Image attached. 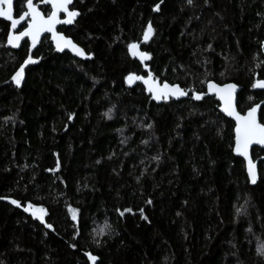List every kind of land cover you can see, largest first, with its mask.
Returning a JSON list of instances; mask_svg holds the SVG:
<instances>
[{"label":"trees","instance_id":"1","mask_svg":"<svg viewBox=\"0 0 264 264\" xmlns=\"http://www.w3.org/2000/svg\"><path fill=\"white\" fill-rule=\"evenodd\" d=\"M26 3H15L16 17ZM73 9L79 20L59 31L91 60L55 53L47 37L21 87L11 79L29 43L12 50L0 20V264H264V161L251 186L214 98L157 105L126 83L146 75L129 46L151 23L142 51L156 80L190 96L209 81L235 83L244 114L264 101L253 87L264 81V0H75Z\"/></svg>","mask_w":264,"mask_h":264},{"label":"snow or ice","instance_id":"2","mask_svg":"<svg viewBox=\"0 0 264 264\" xmlns=\"http://www.w3.org/2000/svg\"><path fill=\"white\" fill-rule=\"evenodd\" d=\"M47 3L51 4V11L47 18L33 5L32 0H27V11L19 17V19L13 18V0H0V17L11 22V28L15 29L20 20H23L26 16H30L31 19L28 21V26L24 31H21L18 35L9 34L8 35V44L13 47L18 46V43L22 37H31L33 45L37 42L38 37L42 32H51L53 38L57 41V48L63 50L64 47H71L77 55H84V52L79 49L75 44L72 43L70 39H66L62 35H58L55 31V26L58 23L70 24L73 22L74 18L79 15L75 10H69V5L71 0H46ZM193 0H188V3L191 4ZM156 10H159V5H156ZM63 12L66 14V19L61 20L59 14ZM153 34V28L151 23L148 24L146 31L144 32V39L148 40ZM131 50L137 48L136 44L129 46ZM210 47V46H209ZM133 51V55H135ZM142 60L149 59V55L146 52L139 53ZM28 63H35L31 56H29L25 61L24 65ZM24 66L12 76V81L15 82L16 86L19 87L21 80L23 78ZM128 81L132 82L133 80H144V83L148 85V90L153 93L154 98H159L163 95L165 98L169 94L183 96L187 93L180 89L178 86H170L167 83H164L161 86L156 85L154 82L150 83L151 75L149 74V79H145L142 76L129 75ZM237 86L235 84H225L222 87L214 83H209L208 88L210 90H215L217 95H219L220 100L224 101V112L229 116H233L236 120V137H235V151L240 155L248 158L249 146L253 143L258 145H264V124L257 122V107H252L247 115L241 116L238 112L235 111V108L232 105V93ZM253 87L264 88V81H259ZM202 94H196L195 99L200 100ZM71 118V117H69ZM151 127V125H149ZM255 165L251 159H248V171L249 175L252 178V181L255 182ZM3 197H0L2 199ZM151 201H149L150 203ZM11 203L18 205L16 200H11ZM29 208L32 205L28 206ZM28 211V208L25 209ZM40 212V218H43V209L38 210ZM130 211V210H129ZM33 215H36L34 212ZM123 215V213H121ZM51 227V225H49ZM103 231V230H101ZM99 234V233H98ZM264 254V253H261ZM89 259L93 262L97 259L95 256L88 254Z\"/></svg>","mask_w":264,"mask_h":264},{"label":"water","instance_id":"3","mask_svg":"<svg viewBox=\"0 0 264 264\" xmlns=\"http://www.w3.org/2000/svg\"><path fill=\"white\" fill-rule=\"evenodd\" d=\"M17 1H18V0H13V18H15V19H19V17H16V15H15V3H16ZM74 1H75V0H71V4L68 6V7H69V10H75V11H77V12L79 13V15L76 16V17L74 18L73 22L70 23V24L58 23V24L55 26V31H56V33H57L58 35H62V36L65 37L66 39H70V40L72 41L73 44H75L79 49H81V50L84 52V55H77V53H76L71 47H64L63 50L58 49V48H57V41L53 38V34H52L51 32H42V33L40 34V36L38 37L37 42L35 43V45H33L31 37H27V36H26V37H22V38L20 39L19 43H18V46L13 47V46H11L10 44H8V45H9V47H10L12 50L18 51V50L22 47V45H23L25 42H28V43H29V55H28V57L31 56L32 59L35 61V63H28L27 65H24V63L22 64V65L24 66V72H23V78H22V80H21V83H20V86H19V87H21V86L23 85L24 81H25L27 70H28L30 67L37 66V65L41 62L40 59H37V58H35V57H33V56H34V53L36 52V50L40 47L42 41H43L45 38H47V37L49 38L51 44L53 45V48H54L55 53H57V54H59V55H63V54H65V53H68V54H70L72 57H74L75 59H78V60H80V61H89V60H91V56L88 55L87 52H86L81 46H79L77 43H75V42L73 41L72 38L67 37L63 32L59 31L60 28H62V27H67V28H69V27L74 26V25L77 23V21L79 20V18H80V12H79L78 10H76V9H73ZM32 2H33V5H34L35 7H37V9H38V10H39V11L45 16V18H47L48 15H45V14L43 13L42 8H43V7H48V8H50V10H51V4H50V3H47L46 0H43L42 2H39V3H36V0H32ZM26 11H27V3H26ZM59 18H60L61 20L66 19V14L63 13V12H61V13L59 14ZM30 19H31L30 16H26L23 20H20V21H19V23L17 24V26H16L15 29H12V28H11V22L8 21V20H6V19H4L3 17H0V20H2V21H4V22H6V23L9 24V26H10L9 34H15V35H18L21 31H24V30L27 28V26H28V21H29ZM9 34H8V35H9ZM149 39H150V38H149ZM149 39H148V40H149ZM148 40H145V39L143 38V41H142L141 43L136 44V45H137V48H136L135 50H131V49H129V54H130V56H131L132 58H134V59H137V60L142 64V66H143V68H144V70H145V72H146V75H145V76H143V75H134V76H142V77H144L145 79H149V74H150V75H151V79H150L149 82H150V83H153V82H154L156 85L162 87V85H163L164 83H161L159 80H156L155 77L153 76V74L151 73L150 67L147 66V63L149 62V59H150V58H149V59H144V60H142V59L140 58V55H139L140 52H143V51H142V45L145 44ZM133 51H135V53H136L135 55H133ZM28 57H27V58H28ZM22 65H21V66H22ZM21 66L19 67V69L21 68ZM19 69H18V70H19ZM18 70H17V71H18ZM17 71H16V72H17ZM14 75H15V74H14ZM127 78H128V77H127ZM11 82L13 83V85H14L15 87H17L16 84H15V82L12 81V79H11ZM126 83H127L130 87H133V86H136V85H141V86H143V88L145 89L146 94H147L148 96H150L151 100H152L154 103H156L157 105H161V104H163L164 102H169V101H171V100H174V101H183V100H186V99H190V100H192V101H194V102H199V101H202V100L205 99V98H214V99L219 103V105H220V106H219V111H220V113H221L222 115H224L227 119L231 120V121L234 123V125H235V127H234V137H236V131H235V128H236V120H235V118H234L233 116H229L226 112H224V110H223V108H224V101L220 100L219 95H217V93H216V91H215L214 89H213V90H210V89L208 88V84H209V83H214V84H216V85H218V86H221V87H222L223 85H225V84H218V83H216V82H214V81H209V82L207 83V85H206V93H203V94H202V98H201L200 100H197V99H195L196 94L190 96L189 93H188L187 91H185V90H184L182 87H180L179 85H175V86H178L180 89L184 90V91L187 93L186 95L179 96V95H171V94H169V95L167 96V98H165L163 95H161V96L157 99V98H154L153 93L150 92V91L148 90V85L144 83V80H133L132 82H129L128 79H126ZM167 84H169V83H167ZM226 84H235V83H226ZM169 85L172 86V84H169ZM235 85H236L237 87L235 88V90H234L233 93H232V105H233V107L235 108V111L238 112L241 116L247 115L248 111H249L251 108H250L249 110H247L244 114H243V113H240L239 110H238V106H237L238 95H239V93L241 92L242 88H241L240 86H238L237 84H235ZM261 89L264 90V88H261ZM263 106H264V101H262L261 103L256 104V105L253 106V107H257V113H256V115H257V122H258V123H261V121H260V113H261V110H262ZM261 124H262V123H261ZM255 148H258V149H264V145H258V144H256V143L251 144V145L249 146V150H248V158H246V157L240 155L239 153H237V152L235 151V140H234L233 153H234V155H235L237 158H240V159H242V160L244 161V163H245V167H246V174H247V177H248V180H249V183H250L251 186H256V185L258 184V182H259V178H260V175H259V163H260L261 161H264V157L259 158V159H257V160H254V159H253L252 151H253V149H255ZM248 159H251L252 162H253V164L255 165V168H254V171H255V182L252 181V178H251L250 175H249V171H248Z\"/></svg>","mask_w":264,"mask_h":264},{"label":"rangeland","instance_id":"4","mask_svg":"<svg viewBox=\"0 0 264 264\" xmlns=\"http://www.w3.org/2000/svg\"><path fill=\"white\" fill-rule=\"evenodd\" d=\"M38 210H39V209H35V210H33V212H35L36 215H39V216H40L41 214H40V212H39ZM43 215H44V213H43Z\"/></svg>","mask_w":264,"mask_h":264}]
</instances>
